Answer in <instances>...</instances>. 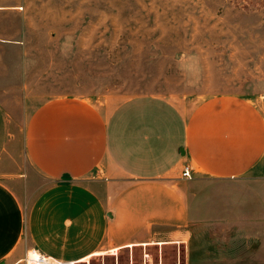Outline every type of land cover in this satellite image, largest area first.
Masks as SVG:
<instances>
[{
	"label": "crops",
	"instance_id": "1",
	"mask_svg": "<svg viewBox=\"0 0 264 264\" xmlns=\"http://www.w3.org/2000/svg\"><path fill=\"white\" fill-rule=\"evenodd\" d=\"M27 87L18 138L0 102V264H25L31 250L78 264L187 249L211 210L192 181H264L263 99L212 96L187 108L162 96L96 101Z\"/></svg>",
	"mask_w": 264,
	"mask_h": 264
},
{
	"label": "rangeland",
	"instance_id": "2",
	"mask_svg": "<svg viewBox=\"0 0 264 264\" xmlns=\"http://www.w3.org/2000/svg\"><path fill=\"white\" fill-rule=\"evenodd\" d=\"M25 84L43 95L162 96L187 108L222 95L264 102V0H0V102L17 138ZM192 183L211 210L192 225L187 249L134 248L78 264H264V181Z\"/></svg>",
	"mask_w": 264,
	"mask_h": 264
},
{
	"label": "built area",
	"instance_id": "3",
	"mask_svg": "<svg viewBox=\"0 0 264 264\" xmlns=\"http://www.w3.org/2000/svg\"><path fill=\"white\" fill-rule=\"evenodd\" d=\"M183 177L189 178V172L187 167L184 168L182 172ZM35 254L34 257H30V254ZM25 264H72V263H61L54 261L46 256L41 255L35 250H31L26 254V257L24 259Z\"/></svg>",
	"mask_w": 264,
	"mask_h": 264
},
{
	"label": "bare ground",
	"instance_id": "4",
	"mask_svg": "<svg viewBox=\"0 0 264 264\" xmlns=\"http://www.w3.org/2000/svg\"><path fill=\"white\" fill-rule=\"evenodd\" d=\"M112 254H113V253H112ZM34 255H35V254L32 253V254H30V257H34ZM88 260H89V259L83 260L82 263L87 262ZM72 264H74V263H72Z\"/></svg>",
	"mask_w": 264,
	"mask_h": 264
}]
</instances>
